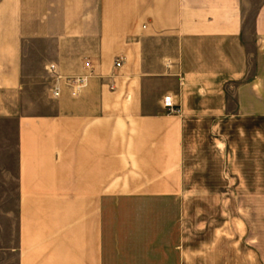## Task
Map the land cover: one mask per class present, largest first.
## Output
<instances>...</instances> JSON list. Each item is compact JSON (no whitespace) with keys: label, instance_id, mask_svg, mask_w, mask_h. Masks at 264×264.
<instances>
[{"label":"crops","instance_id":"1","mask_svg":"<svg viewBox=\"0 0 264 264\" xmlns=\"http://www.w3.org/2000/svg\"><path fill=\"white\" fill-rule=\"evenodd\" d=\"M206 119L246 124L247 191L194 220ZM0 194L17 264H264V0H0Z\"/></svg>","mask_w":264,"mask_h":264},{"label":"rangeland","instance_id":"2","mask_svg":"<svg viewBox=\"0 0 264 264\" xmlns=\"http://www.w3.org/2000/svg\"><path fill=\"white\" fill-rule=\"evenodd\" d=\"M52 90V85L50 86ZM34 97L44 98L37 93ZM49 107V103H31V110L41 112ZM51 107V106H50ZM219 122L218 120H202L200 126L193 128L190 144L185 155V173L188 177L191 197V218L197 219L199 209H206L207 215L213 216L214 195L246 194L247 170L245 136L237 135V130L246 126L244 122ZM222 127L231 134L222 136L226 146H221V136L215 129ZM211 194L207 202L201 197ZM17 194H0V264H17L16 248L18 243Z\"/></svg>","mask_w":264,"mask_h":264},{"label":"built area","instance_id":"3","mask_svg":"<svg viewBox=\"0 0 264 264\" xmlns=\"http://www.w3.org/2000/svg\"><path fill=\"white\" fill-rule=\"evenodd\" d=\"M123 65L122 61H119L116 66L117 68H120ZM87 68L91 71V75L93 74L92 66L89 61L86 62ZM54 67L52 66L50 68V71H54ZM62 78L61 77H55L54 78V83L52 85V94L55 98H59L62 94V87L60 85ZM90 80V75L89 76H81V77H75V78H69L68 82L69 84L76 90V91H82L85 90L88 87ZM167 109L171 114H179L180 110L176 109L172 104L167 105Z\"/></svg>","mask_w":264,"mask_h":264}]
</instances>
